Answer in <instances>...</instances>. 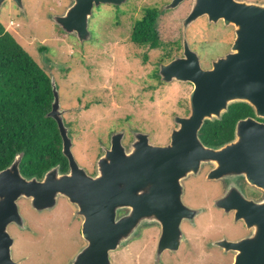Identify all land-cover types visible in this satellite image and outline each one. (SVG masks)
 <instances>
[{
  "label": "water",
  "instance_id": "1",
  "mask_svg": "<svg viewBox=\"0 0 264 264\" xmlns=\"http://www.w3.org/2000/svg\"><path fill=\"white\" fill-rule=\"evenodd\" d=\"M7 2H14L23 14L26 12L24 0H0V14ZM106 2L119 4L118 0H73L63 14L53 18L65 32L84 42L92 38L93 7ZM176 5L173 3L170 8ZM204 15L209 16L210 22L223 19L226 25H233L236 39L231 50L206 69L185 36L182 56L160 65L159 75L163 81L193 85L188 98L189 113L174 116L176 127L171 131L170 142L156 145L151 142L149 133L136 131L127 151L122 142L124 131L113 132L111 146L105 148L94 176L89 175L75 157L57 81L51 76L54 97L47 116L57 122L62 152L69 159L70 170L62 173L57 164L46 171L42 179L26 177L21 171L24 152L17 153L12 162L0 170V264L20 263L14 259V238L8 228L12 223L22 226L25 222L19 206L22 198L30 200L32 207L38 210L53 208L60 197L77 204L79 213L86 219L83 233L89 243L70 264H111L109 252L123 246L139 230L142 220L163 224V216L168 213L182 211L197 215L201 212L202 209L185 203L184 180L198 175L205 163L216 165L209 171L208 179L230 177L234 183L239 177L247 176L252 183L263 186L264 122L258 118H264V3L199 0L184 20L185 30ZM237 102L249 104L256 117L240 119L234 138L224 146L206 144L200 135L205 122L222 119ZM121 180H128L139 188L146 184L150 193L152 191L145 196L132 197L137 205L135 209L146 217L138 220L136 226L130 216L126 220L116 219L121 198L117 186ZM243 196L236 197L228 190L216 203L221 206L227 199L231 200L236 220L244 219L249 226H255L254 234L238 241L224 239L215 244L236 252L233 264H264V223L262 226L260 223V219L264 221L261 207L264 200L258 204L247 203ZM165 228L164 224L160 253L168 244Z\"/></svg>",
  "mask_w": 264,
  "mask_h": 264
},
{
  "label": "rangeland",
  "instance_id": "2",
  "mask_svg": "<svg viewBox=\"0 0 264 264\" xmlns=\"http://www.w3.org/2000/svg\"><path fill=\"white\" fill-rule=\"evenodd\" d=\"M59 1L61 0H53ZM62 1L59 11H63L68 2ZM245 1L264 3V0ZM24 3L26 12L23 14L14 2H7L0 19L40 66L55 77L66 126L70 131L72 126L78 140L75 155L79 163L92 170L93 163L98 158V140L102 138L107 141L111 129L119 126L146 130L153 143L165 144L170 140L171 131L176 127L174 116H185L193 85L180 81L164 84L151 76L152 69L155 72L157 68L159 50L153 51L154 62L150 64L144 63L140 57L145 52L144 49L125 44L119 46V38L129 33L134 19L120 20L121 13L112 9L96 12L90 19L93 37L86 44H80L72 34L68 36L67 32L59 33L53 18L55 15L51 17L56 13L51 8L52 0H24ZM137 4L139 10L135 14L141 18L143 3L138 1ZM190 6H181L178 14L180 18L174 20L176 14L159 19V31L164 41L177 38L179 27H174V24L178 21L180 25L182 13H187ZM228 30L230 31L220 25H209L204 19L189 28L192 48L202 56L203 68H210L212 54L216 57L229 49L228 41L219 40ZM217 35L218 39L215 37ZM85 151L90 153L88 157ZM208 164L210 163H205L203 167ZM216 190L217 184L197 178L186 186L184 194L187 195L184 199L191 204H207L211 193ZM25 200L27 201L19 203L20 211L23 216L26 215L30 224L36 226H33L36 231L31 234L23 231L24 229H16L19 235L13 246L14 259L20 262L24 260L23 264H69L85 244L80 232L81 221L74 219V208L62 201L53 212L38 213L31 208L29 200ZM201 220L202 224H206L205 216ZM51 223L54 229L48 227ZM148 223L142 220L139 225ZM229 231L235 230L230 228ZM34 236L36 237L33 238ZM210 239L211 236L203 231L202 236L186 245L182 258H189L185 260V264H233L231 255L225 257L208 245ZM134 243L135 247L139 245ZM193 244L199 245V250L198 254L191 256L190 245ZM145 247L151 248V245ZM130 250L131 248L123 250L122 253L114 251L111 256L114 253L112 257L120 256L122 259L119 264H128V259L131 260Z\"/></svg>",
  "mask_w": 264,
  "mask_h": 264
},
{
  "label": "flooded vegetation",
  "instance_id": "3",
  "mask_svg": "<svg viewBox=\"0 0 264 264\" xmlns=\"http://www.w3.org/2000/svg\"><path fill=\"white\" fill-rule=\"evenodd\" d=\"M118 1H119V4L106 2V3H101L98 6H94L92 16L94 17V14H96V12H99V11H102L105 9H112L113 11H119L121 13V14L119 13L120 14V16H119L120 20H121V18L130 19V20L134 19V22L132 24V25H134V23L139 19L135 14V13H138V10H139L138 4H137L138 1L143 3V6L141 7L142 15L146 11H154L157 14V16H156L157 17V29L159 32V35H158L159 44H158V46H155L154 43L148 42L147 40L146 41H137L136 37L135 38L133 37V34H134V32H133L134 27L133 26L130 29L128 34L125 33L119 38L120 41L118 40V43L120 44L119 46H121L122 44H125V45H132L134 48H137V49H144L145 52L143 54H141V56H140V57H142V61L144 63L152 64L154 62L152 53L154 50H159L160 56L157 58V61H156V67H158L159 70H160L161 64L168 63V62L172 61L177 56H182L184 49H185V47H184L185 36L187 37L188 42L191 45V40H190V37L188 35V30L195 22H198L200 19H204L205 21H207V23L209 25L216 24V25H220V26H223V27L230 29V31L228 30V32L225 33L224 37H221L219 39V40H224V42L228 41L230 43L229 49L227 51H225L224 54L217 55L216 57H215V55L212 54L210 56V67L212 66V63L215 59H217L218 57L224 56L225 54H227L231 50V47L235 41L236 35H235V27L233 25H226L225 21L223 19H220L217 23L210 22L208 15H204V16L198 18L197 20L193 21L185 30L184 20L191 13L193 6H194V3L199 2V0H118ZM253 1L261 2V0H253ZM72 3H73V0H68L67 5L63 9V11H59L60 6L63 5V1L61 0L59 2H53V0H52L51 8L56 13L52 14L51 17L54 15L63 14ZM173 3H176L177 5L173 8H170V5ZM185 4H189L191 6H190V9L187 13H182L183 16H181L182 18H181L180 25L178 24V21H176L174 24V27H176V28L179 27V33L177 34V38L169 40V41H164L162 39L160 31H159V24H158L159 19L165 15L176 16V14H177V16L174 17V20H175V18H180V16L178 14L180 13L181 6H183ZM55 24H56V27H57L59 33H66L63 31L62 28H60L59 25H57V23H55ZM66 34L68 36H70L69 33H66ZM72 36L76 40H78L80 42V44H86L87 41H90L92 39L91 38L90 40H86L84 42H81L75 35H72ZM92 37H93V33H92ZM215 37L218 39L219 35H217ZM121 39H123L124 41H121ZM191 47H192V45H191ZM168 53H170L169 58H168V56H166ZM153 72H154V69H152V71H151L152 77H154ZM158 73H159V71H158ZM50 78H51V75H50ZM160 80H162L161 77H160ZM162 82L164 84L166 83L163 80H162ZM188 113H189V109L184 115H187ZM247 117H256L255 111H253L252 114H249L245 117L239 118L237 120V122L240 119H244ZM258 120L261 122H264V118H258ZM237 122H236V124H237ZM69 125H71V124L69 123ZM235 128H236V125H235ZM111 130L112 131L110 132V135H109L107 141L105 139H102V138L100 140H98L99 144L97 146V149H98L97 160L106 151L105 148H109L111 146V135L113 132L124 131V139L122 142L128 151L130 149L133 141H134L135 132L136 131H142L140 129H133V128H120V126L116 127V128H112ZM142 132H146V130L142 131ZM70 134L74 140L73 151H74V154H76L75 146L77 145L76 142H78V140H77L76 136L74 135V130L72 129V126H71ZM234 136H235V132H234ZM234 136H233V138H234ZM232 139H230L224 143H220L218 145H212V146H215V147L224 146L225 144L229 143ZM169 142H170V140L165 144L164 143L163 144L154 143V144L166 145ZM85 153H86L87 157L90 155V153L87 151H85ZM75 157L77 159L76 155H75ZM65 159H66V164H64L63 162L58 163V164H60V170L62 173H67L70 170L69 159L67 157H65ZM97 160H96V162L94 161L92 170L90 169L89 166H84L81 163H79V164L87 170L89 175L94 176L97 173V169H96L97 168ZM215 167H216L215 164H208V165L203 167V169L201 170V172L198 175H196V176L192 175V176H190V178L185 180V185H184L185 191H186V186L188 187V183L191 180H194L197 178L199 180H203L204 182L217 184V190L214 193H211L212 196L209 200V203H207V204H202V203L191 204L190 202H185L191 208L202 209V211L200 213H198L197 215L196 214L192 215V214H186L185 212H182V211H179L178 213L173 212V213H168V215L165 217L163 216V224H161L159 222L142 224L140 226L139 230L138 231L136 230L134 232V234L127 240V242L123 246L118 247V248L111 250L109 252L110 263L111 264H119V260H122V259H120V256H117L116 258L112 257V256H114V253H115L114 251H121V253H122L123 250L131 248V250H130L131 253L129 254L131 256V260L128 259V261H129L128 264H168V263L169 264H185V260H187L189 257L187 259L183 260L182 256H183V251L185 250L184 247L186 245L193 243V239L202 236L203 231H205L206 234H209L211 236V239L208 242V245L211 248H216L217 251L220 252V254H222L224 256L225 255H231L232 259L235 260V257H236L235 251L227 250L224 246H221V245H218L215 243L218 241L224 240V239H227L230 241H238V240H241L243 238H247V237L254 234L256 228H255V226H249L244 219L236 220L235 211L234 210L231 211V209H232L231 200L227 199L226 202L223 203L221 206L217 205L216 202L219 198H221L229 190V192L232 195H235L236 197H239V198H241V195L243 196V194H244L247 198V200H246L247 203H250L251 201H252L251 203H255V204L261 203L264 200V184H263V186H259L257 184H254L248 180L247 176L239 177L238 179L235 180L234 183L232 182V180H230L231 178L229 176H228L229 178L220 177V178H215V179L210 180V179H208L207 174L210 170H212ZM21 171H22V168H21ZM45 172L41 175L36 174V173L29 175L27 172H22V173L26 177L38 176L40 179H42ZM131 184H132V182L129 183L128 180H121L118 183L117 193L121 198H120V203L117 204L116 219H117V221L120 220L121 218H122V220H126V218L130 216L133 218L134 225L136 226L138 220L145 219L146 217L142 213L139 214L138 211L135 209L137 207V205L132 201V197L136 198L137 196H142V195L145 196L146 193H150V189L146 184H144L143 186L140 185V186H142L141 188H139V186L137 184H135L134 186H132ZM129 185H131V187H129ZM185 191H184V193H185ZM151 193H152V191H151ZM186 195L187 194H184V198L186 197ZM205 195H208V194H205ZM24 201H27V200H25V198H22V199H20L19 203L22 204ZM184 201H186V199H184ZM28 202H29V205L31 206V208L35 212H38V213H45L48 211L53 212L61 204V202L62 203L66 202L67 203L66 205H68L71 208H74V210H75L74 219L75 220L80 219V221H81L80 232H81L82 238L85 241V244L83 247H85L89 243L88 240L85 238L84 233H83V227H84V223L86 221L85 216L79 213L78 205L75 204L74 202H72L70 199H68L66 197H60L58 199L56 206H54L51 209L45 208L44 210L35 209L32 207L31 201L29 200ZM259 205H261V204H259ZM261 207L264 208V204ZM245 212H249L250 214L252 213V211H246V210H245ZM241 215H244V214H241ZM253 215H255V213H253ZM24 216H25L26 220H25V222H23L22 226H18L17 224L12 223L9 226L10 229L8 228L9 230H11V232L10 231L9 232L12 235V237L14 238L15 244L17 243V239H18L17 235H19V232H16V231H18L19 229L20 230L24 229L23 231L26 230L27 232H30L31 234H33L36 231V228H35L36 226L30 224V221L28 220V218L26 217L25 214H24ZM203 216H205V219L207 220L206 224H202L201 218ZM260 223L262 226L264 221L260 219ZM164 224L166 226L165 229L167 230L166 234H167V238H168V244L166 245V249L160 253L159 252V243H160L161 236L163 234ZM33 226H35V227L33 228ZM48 227H52L54 229L53 223L49 224ZM230 228H233L235 231H229ZM16 229H18V230H16ZM260 231H261V227H260ZM35 237L36 236H34L33 238H35ZM134 242L139 243V245H136V247H135ZM14 243H13V246H14ZM147 245H151V248L145 247ZM190 246L192 248V251L190 252L192 254L191 256H193L194 254H198L197 252L199 250V245L193 244ZM143 249L145 251H142ZM112 252H114V253L111 256ZM124 253L127 254V252H124ZM76 255L72 258V260L76 257ZM192 258H190V259H192ZM157 259H158V261H157ZM180 260H183V261H180ZM25 261H26V258H25ZM71 261L69 262V264L71 263ZM23 262H24V260H22L20 262V264L21 263L23 264ZM232 262H234V261H232Z\"/></svg>",
  "mask_w": 264,
  "mask_h": 264
},
{
  "label": "trees",
  "instance_id": "4",
  "mask_svg": "<svg viewBox=\"0 0 264 264\" xmlns=\"http://www.w3.org/2000/svg\"><path fill=\"white\" fill-rule=\"evenodd\" d=\"M156 16L154 11H146L134 23L137 41L158 46ZM158 71L157 67L154 78L163 83ZM53 97L50 74L0 19V170L19 152H24L22 172L29 175H41L58 163L66 164L57 122L47 116ZM253 111L247 103L232 104L222 119L205 122L201 138L210 146L232 139L237 120Z\"/></svg>",
  "mask_w": 264,
  "mask_h": 264
}]
</instances>
